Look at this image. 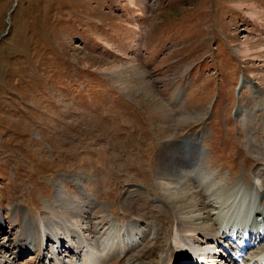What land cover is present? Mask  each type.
Masks as SVG:
<instances>
[{"label":"rangeland","instance_id":"obj_1","mask_svg":"<svg viewBox=\"0 0 264 264\" xmlns=\"http://www.w3.org/2000/svg\"><path fill=\"white\" fill-rule=\"evenodd\" d=\"M170 142L198 192L224 185L213 213L257 182L264 205V0H0V251L115 239L127 200L167 204Z\"/></svg>","mask_w":264,"mask_h":264},{"label":"bare ground","instance_id":"obj_2","mask_svg":"<svg viewBox=\"0 0 264 264\" xmlns=\"http://www.w3.org/2000/svg\"><path fill=\"white\" fill-rule=\"evenodd\" d=\"M261 51H263V48H260L252 57L258 58ZM251 53H255V51L252 47H247L241 54H244L246 58H249ZM112 74L115 79L122 83L121 81L123 77L120 74V70L114 69ZM125 88L127 89V86ZM158 111L167 112L164 109ZM166 149L168 151L167 162L165 163L164 168L161 171H158V179L160 181V186L163 188L164 194L166 195L165 200L167 201V204L166 202H163V206H157V203H150L147 206L143 194H140L137 198L135 197V199L131 198V201L127 200L126 205L136 208L134 209L136 210V213L134 214L135 218L129 223V226L126 225V227L124 225L126 228H121L119 235L114 237L115 239H106L102 243L99 241V245H94L83 237V239H80V244L82 245L81 251L72 245L71 249H73V251L71 250V252L79 251V256L82 258V264H104L103 260L107 256L110 257L119 254H123L124 256L121 264H175L174 261L176 260L179 264H194L189 260V256L192 257L193 255L195 256L196 261L200 257V261H197L196 263L203 262L204 260L205 264H218L220 262L215 256L214 251L218 249L221 242L230 246V248L234 250H237L238 245L242 246L249 243L251 245L247 246L244 252L240 251L239 257L244 260V263L242 264H252L254 262L255 264H261L264 259L262 254L264 253V240H261V235L264 237V234L261 232L264 230V205L260 207L257 203V197L259 196V182L249 186L248 190L249 192L251 191V193H247V190L246 193H243V190H237L235 196H231L233 201L230 203V206L234 208L232 214L230 213L231 210H228L225 214L219 212V209L221 210L224 207V205L220 207L221 200L217 202L219 204L218 211L213 213L210 210L212 205H210L207 200L211 199L212 201L213 197L217 194H223L224 192L221 193V188L224 187V185L221 182L219 184L216 183L217 181H211L212 183L208 181V183L211 184V191H205L208 193L207 195L204 191V193L198 192L199 190L197 191L194 184L188 180V170L186 169L185 160L184 157H181L183 152L181 153L180 149L171 142L169 148ZM209 184H206V186ZM216 187L217 189H215ZM219 191H221L220 194ZM218 195L217 199H219ZM227 202L225 204H227ZM244 206L248 207L247 212H245L243 208ZM252 215L259 219L262 217V227L257 229L256 233H250L249 237L244 235V239L241 235V229H239L240 233L237 232L235 234V239L238 241L235 247L228 243L232 242L233 239V236L229 239L228 236L235 232L233 229H230L229 231V223L233 219L236 220V218L238 219L239 217L242 218L243 222L247 223L249 220L248 216L251 217ZM140 223L145 225L146 228L142 229ZM252 225L253 224H251L249 228L251 231H254ZM34 231L37 232V234L34 235V238L28 235L30 237L29 249H27V247L18 246V249L22 247L23 249L16 252H12L13 250L10 249H7V252L0 251V258L3 255L6 256L7 254H11L10 257L15 259L18 254L22 253L21 251L27 252V250H33V254L36 258V263L34 264H41L45 258L44 256L50 251L52 246L55 247V249H58L59 247L63 248L62 243L66 241V250H63L58 254L52 253L54 254L52 258L55 263L53 260L50 261V263L53 261V264H62L59 256L66 252H70L68 251V242H73V238L71 240V236H69L71 233L67 235L66 230L61 233L62 235L59 239L49 240L53 243H48L49 241L45 243L46 241L44 242V239L46 240L49 236H45L44 238L43 233L40 230ZM257 234L259 235V241L256 244V242L253 243V236H257ZM49 235L51 237L54 236V234ZM36 241H38V245H32V243ZM255 246L258 248V252L256 254H250L248 259L245 260L244 256L247 255L249 249H253ZM44 248L46 249L45 252H43ZM200 251H205V253L201 254ZM73 254L76 257H79L77 256L78 252L77 254ZM13 259L9 258V260ZM233 260L234 259L231 256H228L227 263L235 264ZM8 262L9 261H7L6 264H8ZM65 264L68 263L66 262ZM72 264H80L78 258L76 262Z\"/></svg>","mask_w":264,"mask_h":264}]
</instances>
